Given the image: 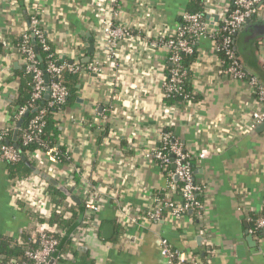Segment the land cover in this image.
<instances>
[{
  "label": "crops",
  "instance_id": "0c3cea01",
  "mask_svg": "<svg viewBox=\"0 0 264 264\" xmlns=\"http://www.w3.org/2000/svg\"><path fill=\"white\" fill-rule=\"evenodd\" d=\"M7 1L0 0V39L15 46L27 26L30 5L37 3L55 51L69 62L75 56L81 62L86 55L85 34L94 40L100 26L92 13L96 0ZM191 1L149 0L147 15L145 7H134L135 0H121L118 23L130 24L141 38L118 47L117 68L95 50L93 57L103 62L101 73L81 78L76 104L59 116L61 141L72 153L71 162L55 164L43 154L38 158V164L80 201L67 197L61 206L65 217L69 209L79 216L60 238L56 256H61V264H166L159 259L160 240L201 259L205 238L214 251L210 264H264V232L257 235L251 228V220L264 212V123L249 129L252 113L261 109L256 98L245 83L221 76L213 42L201 39L189 66L191 90L197 98L190 105H168L161 91L168 69L166 54L157 51L149 57L143 50L142 38L149 30L159 26L175 33ZM206 6V24L215 29L231 1L209 0ZM258 17H264V3ZM75 46L79 52L73 51ZM236 47L244 69L264 85V38L240 34ZM22 65L13 49L6 51L0 45V126L4 109L18 93L16 72ZM164 127L193 161V178L202 188L201 222L190 214L178 221L164 215L156 223L144 217L154 198L167 193L168 176L143 157L160 146ZM12 182L0 160V239L12 246L29 240L36 245L40 229L58 227L48 223L52 202L40 216L13 197ZM85 184L95 187L90 192L102 200L89 219ZM171 198L175 204L182 201L177 190ZM105 225L113 226L109 239L102 236ZM73 234L78 247L70 244Z\"/></svg>",
  "mask_w": 264,
  "mask_h": 264
},
{
  "label": "built area",
  "instance_id": "2783aa9c",
  "mask_svg": "<svg viewBox=\"0 0 264 264\" xmlns=\"http://www.w3.org/2000/svg\"><path fill=\"white\" fill-rule=\"evenodd\" d=\"M208 1L202 0L203 10L200 13H183L181 24L175 33L169 32L167 29L163 30L159 26L149 30L147 35L142 38L144 53L150 57L157 51L165 52L168 69L161 83L163 98L169 99L174 95H179L182 97L180 104L190 105L194 101L191 99L192 96L189 93L184 92V86L188 79V70L183 66V60L184 57L190 56L195 52L196 45L201 39H210L214 45V52L219 58L221 76L245 83L261 108L252 113L249 129L253 130L264 123V85L244 69L239 57L235 53L233 43L236 34L246 21L259 16V5L264 3V0H230V10L223 17L219 18L215 29H208L206 24L207 16L205 13L207 12L206 4H208ZM7 2L12 3L13 0H8ZM120 3L121 0H96L93 6L94 12L92 11L93 15L100 20V26L96 30V37H94L95 50L100 53L102 52L105 58L110 60L116 68L118 66L116 62L118 47L135 38H141L139 31L134 30L130 24L118 23ZM149 5V0H135L134 2V7L137 10L145 7L144 11L147 15ZM145 13L143 14L145 15ZM27 19V26L19 37L20 43L11 46L4 39H0L1 48L6 51L13 49L21 59L22 66H25L26 73L31 75L30 85L32 92L30 101L32 104L45 100L44 96L47 94L48 107L62 106L68 97V90L60 80L62 74L64 72L73 75L78 74L81 78L89 73L100 74L103 62L100 57H93L95 51L90 62L84 65L79 61L77 56L73 57L69 62L65 58L61 60V56L59 58H52L53 54H50L48 58H52V60L47 61L46 69L43 73L38 67L33 49L28 45L30 37L33 36L37 39L40 48L44 52L50 50L49 38L41 21V13L37 3L30 5ZM73 51H78L76 46L73 48ZM220 54H222V58L219 57ZM45 78L47 79V83H45ZM32 104L24 106L19 110L17 114L19 120L33 108ZM45 113V109H40L38 114L29 120L22 135L24 145L32 143L42 145L39 141V134L44 126L43 119ZM6 120L5 115L4 124L0 126V141L4 140L11 132L18 130L15 124H6ZM169 126L170 122H167L166 127ZM159 140L160 146L156 150L144 153L143 157L148 161L154 162L163 173H165V169L169 166L173 170L165 173L168 176L167 193L162 197L154 198L152 205L145 212L144 217L146 221L156 223L163 218V215H168L173 220L178 221L184 218L187 212H190L193 214V220L201 222L204 207L199 196L202 188L195 183L193 170L188 164L191 156L184 150L183 145L173 137L172 131L168 128L164 127L160 131ZM28 155L35 162L37 169L52 177L45 168H42L38 164V158L41 157L39 151L30 152ZM20 158V154L11 145L6 144L0 147L1 161L14 164ZM75 173H78V171L76 170ZM173 177L181 185L180 195L182 201L179 204H175L171 198V193L177 190L178 185L172 182L171 178ZM12 184L13 197L18 201L22 200L27 207L32 208L42 216L45 206L51 202L47 183L38 176L30 174ZM86 186L83 190L85 196L84 206L85 216L89 219L99 211L102 200L100 201V198L90 192L95 191V187ZM64 211L63 207L58 208L59 213H64ZM130 220L136 222V219L132 218ZM251 222H253L255 230L263 231L264 212L254 217ZM252 231L254 232L253 229ZM63 233L64 231L60 230L57 226L42 228L36 235V247L28 248L25 251V261L6 260L0 255V264H61V256H56V253ZM70 237V244L73 247H78V243L76 244L78 241L77 236L73 234ZM200 239H202L201 236ZM158 244L160 248L159 259L166 264H210V259L214 254L211 243L206 238L203 240L202 248L203 252L208 254L205 261L190 255L186 251L172 249L165 240H160Z\"/></svg>",
  "mask_w": 264,
  "mask_h": 264
},
{
  "label": "trees",
  "instance_id": "16d2710c",
  "mask_svg": "<svg viewBox=\"0 0 264 264\" xmlns=\"http://www.w3.org/2000/svg\"><path fill=\"white\" fill-rule=\"evenodd\" d=\"M203 10L202 6V0H192L190 4V8L187 12L189 13H200ZM49 40V46L50 50L47 52H44L35 37L31 36L28 45L31 46V48L34 51L35 59L38 63V67L42 72H45L47 61L52 60V58H59V54L56 53L54 44ZM20 43V38L17 40L16 44ZM233 47L235 48V53L238 56V50L236 47V42L234 41ZM53 54L52 58H48V55ZM196 57V52H194L190 56L184 57L183 60V66L188 70V79L184 86V92L189 93L192 96V100H196V96L192 94L191 90V83H190V71L189 66L193 63L194 59ZM220 58H222V54L219 55ZM17 76L20 79V86L18 93L16 94L13 101H11L6 108L4 109V114L6 115L7 120L5 121L6 124L10 125H16L19 121L17 118V114L19 110L24 107L28 106L29 104H32L30 101V95L32 92V88L30 85L31 81V75L26 73L25 66H22L19 71L16 72ZM61 83L67 88L68 90V97L66 99V102L64 105L59 107H48V100H41L39 102L33 103V108L30 109L27 115V117L23 118V122L21 124V127L17 130V136L16 139L13 140V132H11L4 140L0 141V147L2 145H11L14 147V149L20 153L21 155H24L29 161V163L33 166H35V162L29 157L28 153L30 152H37L39 151L41 154L45 155L48 159V161L59 164V165H66L69 164L72 160V153L70 149L61 141V131L59 128V116H61L66 109L72 108L76 104L77 95L79 91V86L81 83V77L80 75L76 74H70L68 72H64L60 78ZM182 97L179 95H174L172 98L164 99L165 103L168 105L174 104V103H180ZM40 109H45L46 113L44 116V126L42 131L39 134V141L42 145H37L35 143L24 145L22 141V135L23 131L27 127L29 120L33 118L36 114H38V111ZM21 118V119H22ZM7 165V171L9 174V177L12 183L19 180L22 177H26L31 174L30 168L21 160L19 159L18 162L14 164H8ZM189 166L192 168L193 161H188ZM173 168L171 166L167 167L165 169V173L167 171H171ZM176 184H178L176 182ZM48 191L50 192L52 196V209L50 212V217L48 223L51 224H58V228L63 231L72 230L73 226L76 224V221L78 220V212L74 209H69V216L65 217L63 213L58 212V208L63 205V203L67 200V197L59 192L54 187L48 185ZM181 185H177V191L180 193ZM190 214L192 217L193 214L190 212H187V215ZM164 216V215H163ZM39 221L44 222V219L39 218ZM251 228L254 230L253 233H256L257 235H260V230H255L253 222H251ZM35 243L29 241L23 242V244L19 246H12L11 243L5 239H0V255L4 257L6 260H15V261H25L24 253L28 248H35ZM173 249V248H172ZM202 253V261L206 260V257L208 254L203 252ZM200 253V254H201ZM200 257V255L198 256ZM197 258V257H196Z\"/></svg>",
  "mask_w": 264,
  "mask_h": 264
},
{
  "label": "water",
  "instance_id": "95a60500",
  "mask_svg": "<svg viewBox=\"0 0 264 264\" xmlns=\"http://www.w3.org/2000/svg\"><path fill=\"white\" fill-rule=\"evenodd\" d=\"M244 34L250 39H260L264 38V17H258L255 20H252L251 18L246 21V23L242 26V28L239 30V32L236 34L234 41L236 42V39L238 35ZM85 37L87 38V43L85 44L86 49V55L81 60V63L87 64L90 62L91 57L95 51L94 46V40L92 39L91 35L89 33L85 34ZM64 58H61L63 60ZM45 83H47V79L45 78ZM45 99H48V95L46 94L44 96ZM28 113L24 114L23 118L27 117ZM23 118L18 121L16 124V128L19 129L21 127V124L23 122ZM262 127V126H261ZM17 136V130L13 133V140L16 139ZM19 153V152H18ZM20 154V153H19ZM21 160L30 168L31 173L35 176H38L43 181H45L48 185L54 187L59 192L64 194L66 197H68L73 202L79 203V199H77L75 196L72 195V189H66L61 184H59L58 181H56L54 178L50 177L49 175L45 174L44 172L37 169L35 166L31 165L29 161H27L26 157L24 155H21ZM176 179V178H175ZM264 232V230H263ZM113 234V226L112 225H105L102 229V236L105 239H109ZM69 235L66 234V236ZM200 239V238H199ZM251 239V236L250 238ZM201 240V239H200Z\"/></svg>",
  "mask_w": 264,
  "mask_h": 264
},
{
  "label": "rangeland",
  "instance_id": "374dc122",
  "mask_svg": "<svg viewBox=\"0 0 264 264\" xmlns=\"http://www.w3.org/2000/svg\"><path fill=\"white\" fill-rule=\"evenodd\" d=\"M1 45V44H0Z\"/></svg>",
  "mask_w": 264,
  "mask_h": 264
}]
</instances>
